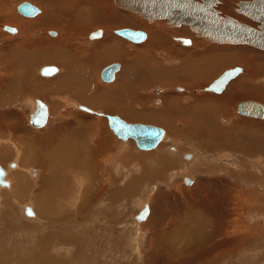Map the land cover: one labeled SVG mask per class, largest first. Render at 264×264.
<instances>
[{
	"label": "rangeland",
	"instance_id": "374dc122",
	"mask_svg": "<svg viewBox=\"0 0 264 264\" xmlns=\"http://www.w3.org/2000/svg\"><path fill=\"white\" fill-rule=\"evenodd\" d=\"M21 1L0 0L8 7H0V70L13 69L17 80L13 78V85L18 83L15 97L0 103V113L5 111L0 115V165L7 177L15 169L21 172L20 180H25L26 187L23 192L27 193L5 199L1 190L12 189L0 185V264H264V197H256L264 196V120L237 113V104L243 99L264 103V49L244 43L211 42L197 36L188 25L173 26L163 18L146 19L118 7L113 0H28L39 8L34 16L17 10ZM238 1L217 0L215 7L221 14L257 26V21L237 12ZM8 17L17 22L4 21ZM142 22L158 23L161 32L170 34L164 38ZM4 24L15 27L18 34L5 31ZM124 26L144 30V39L136 42L118 35L115 29ZM98 28L106 35L86 40ZM61 30L63 37L67 32L73 34L70 48L65 51L67 56L61 50L64 40L54 48ZM150 34L160 40L159 46L151 42L150 50L163 65L154 79L140 69L126 70L129 54ZM172 36L188 37L190 43L182 45ZM99 44H111L121 56L94 57L89 51ZM48 47L60 50L56 62H45ZM56 53L52 57H57ZM207 56L213 61L217 56L222 59L214 61L204 80L174 72L182 64L205 62ZM69 57L75 63L81 62L78 68L82 73L74 79L83 82L84 75H88L91 84L104 82L99 77L104 65L119 63L113 80L104 83L113 96L121 93L125 98L118 102L112 96L117 110L58 97L64 103L59 118H53L46 96L31 93L20 79L25 75L29 82L42 86L45 78H56L64 72L63 67H71L73 61L65 64ZM238 58H243L242 62L236 61ZM46 64L55 65L57 74L41 76L38 69ZM236 65L243 71L222 92L205 91L225 69ZM160 78H169L166 81L172 80L171 84H159ZM117 83L119 87L113 90ZM30 86L35 91L32 83ZM222 95L227 96L214 98ZM36 98L48 107L49 119L41 128L27 122ZM76 104L103 114H118L130 122L159 125L169 139L162 138L153 149L142 150L133 139L117 137L105 116L79 110ZM196 106L200 108L193 112ZM159 115L169 120L170 126L155 119ZM187 119L193 121V129ZM73 134L77 141H84L88 150H78L84 159L79 156L77 168L74 163V168L67 167L68 160L62 159L66 176L54 183L50 179L49 184L65 192L59 191L44 212L32 202L41 190L42 173L37 162L45 150L61 148ZM64 193L68 195L62 200ZM146 204L149 212L145 220L138 222L135 215ZM23 205H29L33 215H26L25 208L22 213ZM7 206L13 211L11 226L1 214ZM219 230L225 231L224 238L217 236Z\"/></svg>",
	"mask_w": 264,
	"mask_h": 264
},
{
	"label": "water",
	"instance_id": "95a60500",
	"mask_svg": "<svg viewBox=\"0 0 264 264\" xmlns=\"http://www.w3.org/2000/svg\"><path fill=\"white\" fill-rule=\"evenodd\" d=\"M119 6L137 11L145 18H165L171 25L181 23L189 24L190 28L199 36H205L216 42L244 43L264 49V0H239L236 10L251 19L257 21V26L240 21L231 15H224L215 7L217 0H116ZM17 9L25 15H34L39 8L28 0L21 1ZM7 30H15V27L4 24ZM50 32H54L51 31ZM100 28L91 31V36H97ZM115 32L133 40L140 41L145 32L142 29L128 26L115 29ZM187 42L188 37H179ZM189 42V41H188ZM119 68L118 62H110L103 66L100 75L103 80L114 78V72ZM55 70V66L44 65L40 71L48 74ZM240 71L236 65L225 69L218 77L211 81L206 88L220 91L225 83ZM38 108L29 114V122L33 125H43L47 118V108L44 103L36 98ZM81 107H84L81 105ZM237 111L242 114H250L264 118V103L253 99H243L237 104ZM107 122L113 132L122 139L133 138L139 148L149 149L156 146L162 138L164 129L156 124L135 121L130 122L118 114H105ZM186 156H188L186 154ZM4 168L0 165V184H7L3 178ZM186 176L184 179L189 182ZM25 212L32 214L29 205ZM148 212L147 204L136 213L137 219H142Z\"/></svg>",
	"mask_w": 264,
	"mask_h": 264
},
{
	"label": "bare ground",
	"instance_id": "6f19581e",
	"mask_svg": "<svg viewBox=\"0 0 264 264\" xmlns=\"http://www.w3.org/2000/svg\"><path fill=\"white\" fill-rule=\"evenodd\" d=\"M62 1V0H61ZM114 1V3H115V5H117L118 7H120V8H123L122 6H119L118 5V3L116 2V0H113ZM217 3V2H216ZM216 3H215V5H216ZM4 5L3 4H0V7H3ZM4 9H6V8H8L7 6H4L3 7ZM124 9H126V8H124ZM18 10V9H17ZM126 10H128V11H131V12H135V13H138L137 11H132V10H129V9H126ZM66 11V10H65ZM39 12V11H38ZM37 12V13H38ZM238 12V11H237ZM37 13H35V14H37ZM66 13V12H65ZM64 13V14H65ZM68 13V12H67ZM99 13V12H98ZM239 13V12H238ZM34 14V15H35ZM51 14H53V12H51L50 13V16H51ZM139 14V13H138ZM25 15V14H24ZM34 15H25V16H34ZM139 15H141V14H139ZM55 16V15H54ZM79 17H81L80 15H78ZM86 16V15H85ZM142 16V15H141ZM52 17V16H51ZM77 17V16H76ZM79 17H77V19L79 18ZM142 17H144V16H142ZM248 17V16H247ZM145 18V17H144ZM250 18V17H249ZM61 19V18H60ZM146 19H148V18H146ZM152 19H161V18H152ZM163 19H165V18H163ZM150 20V19H149ZM166 20V19H165ZM4 21H11V22H17V20L16 19H12V18H10V17H8V18H5L4 19ZM242 21V20H241ZM99 22V21H98ZM30 24H32L33 22H29ZM142 24L143 25H145L146 27H148L149 29H151V28H154L155 30H156V33H158V34H161V35H165V36H168L170 33L169 32H161L160 31V28L159 27H157V25H158V23H144V22H142ZM171 25V24H170ZM179 25H188L189 26V24H186V23H181V24H179ZM66 26V25H65ZM173 26H178V25H173ZM156 27V28H155ZM190 27V26H189ZM163 28H164V26H163ZM3 29L5 30V31H7V32H9V33H12V34H18V31H17V29L15 28V30L14 31H12V30H7V29H5L4 27H3ZM101 30V32H100V34L99 35H97V36H91L90 35V33H89V35H88V39H86V40H91V39H94V38H98L99 36H104V34L106 35V33L102 30V29H100ZM192 30V29H191ZM67 31V30H66ZM192 31H194V30H192ZM62 30L60 31V34H61V36H59V38H58V42H56V43H54L55 44V46H54V48H56V47H58L59 45H61V43H60V41L61 40H64V43L62 44V47H61V50L66 54V52L68 51V49L70 48V43H71V37L73 36V34L71 33V32H67L66 33V35L63 37L62 36ZM49 33V32H48ZM51 33V35L52 36H56V33L55 32H50ZM117 33V32H116ZM65 34V33H64ZM118 35H120V36H122V37H125V36H123V35H121V34H119V33H117ZM197 35V34H196ZM165 36H164V38H165ZM197 36H199V35H197ZM145 37V36H144ZM176 37V38H175ZM200 37H205V36H200ZM22 39H25V36H23V37H21ZM20 38V39H21ZM125 38H127V37H125ZM155 38V37H154ZM153 38V36H151V34H150V36H149V39L146 41V42H144L143 44H141L140 46H138V47H136V48H134V50L129 54L130 56H129V62L127 63V69L126 70H128L129 68V70H138V69H140V70H138V71H140L141 73H143V74H145V72H148V76H150V77H152V79H154L156 76H154V74L157 72V71H162V63H160V61L159 60H157L156 61V57H154V54L152 53V51L150 50V44H151V42L154 44H156V43H158V46L160 45V40H158V39H154ZM206 39H208L207 37H205ZM127 39H129V38H127ZM144 39V38H143ZM172 39L173 40H175V41H180L181 39L179 38V36H172ZM130 41H131V39H129ZM209 41H211V42H216V41H212V40H210V39H208ZM87 41V42H88ZM137 42V41H136ZM181 42V44L182 45H189V43L190 42H184V41H180ZM58 43H60V44H58ZM216 43H230V42H216ZM180 44V43H179ZM249 45V44H248ZM253 46V45H252ZM45 47V46H44ZM113 46L110 44H99L98 45V47H97V49H95L94 51L93 50H90L89 52L90 53H92V55L95 57V56H104V57H113V56H116L117 58L119 57V56H121V55H118L117 53H118V51H116V50H114L113 48H112ZM47 48V47H46ZM45 48V49H46ZM48 49H49V47H48ZM157 49H159V48H155V50H157ZM262 49V48H261ZM153 50V49H152ZM160 50V49H159ZM66 51V52H65ZM56 53L57 54V57H52V53ZM163 53V52H162ZM60 54V50H53V48L52 49H49V50H47L46 52H45V59H48V60H50V62H56L57 60H58V55ZM89 54V53H88ZM68 54H66V56H67ZM42 57V56H41ZM37 58V57H36ZM102 58V57H101ZM206 58H209V59H205V62H201V61H199V62H197V60H195L196 62L195 63H191L190 65L188 64H182L181 66H179L178 68H177V71H175L174 69V72H178V73H180V74H183V72H185L186 73V77L188 78V77H190V78H192V77H194V76H198V77H195V79L197 78H199V79H205L206 78V73L208 72V69L210 68V67H212V66H214L215 65V63H214V61H220L222 58H218V56L216 57V58H214V61L213 60H211V59H213V58H210V57H206ZM27 59V58H26ZM177 59V58H176ZM242 60H243V58L241 59V58H238V59H236V61H239V62H242ZM37 61V60H36ZM102 61V60H101ZM210 61V62H209ZM126 62V61H125ZM21 63V62H20ZM79 63H81V62H78L77 61V63L75 64V63H73L72 62V65H71V67L70 68H66V67H63V70H64V72H63V75L60 77L61 79L59 80V82H58V80H57V84L59 85V83L64 87V88H66L67 90H68V88L70 87H73L72 89L74 90L73 92H69V93H71L72 94V96L79 102V101H83V102H88L89 104L90 103H92L93 101H91L90 100V96L88 95V94H91L92 93V91L90 90L91 88L88 86L87 87V89L85 88V91H83L84 89H82L81 90V88H80V86H75V85H72V86H70V83L71 82H69V80H71V78L74 76L73 74H71V75H69V73H70V70L71 69H75L76 71H77V69H79L78 71H81V69L80 68H78L79 66L78 65H81V64H79ZM47 65V64H46ZM225 65V64H224ZM42 66H44V65H41L40 67H39V69H38V73L41 75V76H52L53 74H55L56 72H57V70H58V68L55 66V65H52V66H55V70H53L51 73H48V74H42L41 73V71H40V69H41V67ZM62 66V65H61ZM90 67V66H89ZM176 68V67H175ZM119 69V68H118ZM117 69V70H118ZM211 69V68H210ZM87 70V69H86ZM117 70L114 72V76H115V73L117 72ZM137 70H136V72H137ZM22 71V70H21ZM82 71H84V69L82 70ZM243 71V68L240 66V71L236 74V75H234L233 77H231L226 83H225V85H224V87L220 90V91H215V90H212V89H207L206 87L204 88L205 89V91H209V92H213V93H220V92H222L223 90H224V88H225V86H226V84L230 81V80H232L233 78H235L240 72H242ZM86 72V71H85ZM135 72V71H134ZM135 72V73H136ZM68 73V74H67ZM82 73V72H81ZM80 73V74H81ZM152 73V74H151ZM158 73V72H157ZM156 73V74H157ZM57 74V73H56ZM83 74H84V72H83ZM86 74H87V72H86ZM15 74H13L10 70H9V68H7V70L5 71V72H3L2 70H0V103H3V102H8L12 97H13V95H14V97H15V95H16V89H17V85H13V78L15 77L14 76ZM78 75V74H77ZM92 76V75H91ZM78 77H83V76H81V75H79ZM90 77V76H89ZM100 77H101V75H100ZM174 77V76H173ZM74 78H75V76H74ZM74 78L72 79V80H74ZM15 79V78H14ZM19 79V78H18ZM20 79H21V81H23L24 83H25V85H28L27 87H28V90H30V92L31 93H34V94H37V95H44V93H43V89H45V88H43V89H41V88H39L40 86L38 85V86H36V89H35V91L33 90V88L30 86V83L31 82H29V78L26 76L25 77V75H21V77H20ZM75 79H78V78H75ZM80 79V78H79ZM84 81H87L88 80V78H87V76L86 75H84V77L82 78ZM102 79V78H101ZM166 79H169V78H160V82H159V84H171L170 82L172 81V80H170V81H166ZM194 78H193V80H195ZM103 80V79H102ZM113 79H111V80H103L104 82H110V81H112ZM15 81H17L16 79H15ZM56 81V80H55ZM77 81V80H76ZM76 81H74V84H75V82ZM34 82V81H33ZM32 82V83H33ZM77 82H79V81H77ZM88 82V81H87ZM119 82V81H118ZM15 83H17V82H15ZM54 83V82H53ZM82 83V82H81ZM120 83V82H119ZM119 83H117V84H115L114 86H112L113 87V90L115 89V88H117V87H119L118 85H119ZM124 83V82H123ZM18 84V83H17ZM56 84V85H57ZM85 84V83H84ZM121 84V83H120ZM46 85V84H45ZM56 85H55V87H56ZM61 85H59L60 87H61ZM79 85H81V84H79ZM89 85H91V84H89ZM129 85V84H128ZM35 86V85H34ZM44 86V85H43ZM48 86V85H47ZM50 86V85H49ZM84 86V85H83ZM86 86V85H85ZM51 87V86H50ZM59 87V88H60ZM129 87V86H128ZM56 88H58V87H56ZM69 88V89H70ZM95 88V87H94ZM125 88V87H124ZM177 89H182V88H177ZM50 90H52V88L50 89ZM50 90H48V91H50ZM112 90V89H111ZM69 91V90H68ZM15 93V94H14ZM114 93V92H113ZM125 93V92H124ZM140 93V92H139ZM112 93H110V95H111ZM95 92L93 93V95H92V97L94 98L95 96ZM118 96H120V95H118ZM137 96H140L138 93H137ZM227 95H222V96H219V97H214V98H225ZM130 97V96H129ZM210 97H212V96H210ZM113 98H117V97H115V95L113 96ZM205 98V97H204ZM102 99V98H101ZM117 99H121L120 97L119 98H117ZM131 99V98H130ZM12 100V99H11ZM94 100V99H93ZM140 100L141 99H139V102H140ZM102 101H104V100H102ZM135 101V100H134ZM143 101V100H142ZM172 101H174L173 99L170 101V104H171V102ZM32 102V101H31ZM43 102V101H42ZM44 103V102H43ZM102 103V102H101ZM106 103V102H105ZM104 103V104H105ZM143 103H144V101H143ZM206 104H208V103H206ZM44 105L46 106V108H47V118H46V121H45V123L43 124V125H33V124H31L30 122H29V114H28V116H27V122L32 126V127H34V128H41L42 126H44L47 122H48V119H49V113H48V107H47V104L46 103H44ZM114 104H113V102L111 103V105H110V107L108 106L107 108H105V110H117L118 109V107H117V105L116 106H113ZM132 105V104H131ZM136 105V104H135ZM203 105V104H202ZM201 106V105H200ZM207 106H209V105H206V107ZM75 107L77 108V109H81V110H83V111H85V112H87V113H90V114H93V115H97V116H105L106 117V115L105 114H103V113H101V112H98V111H94V110H92V109H90V108H88V107H81V105L80 104H76L75 105ZM132 107L133 108H135L133 105H132ZM140 107V106H139ZM33 111L34 110H36L37 108H38V103H37V100L36 99H34L33 100ZM141 108V107H140ZM197 108H200V107H198V106H196L192 111L194 112V111H196V109ZM103 109V108H102ZM201 109H202V107H201ZM135 110V109H134ZM160 110H164V108L163 109H161L160 108ZM160 110H157V112H160ZM176 110H177V108H176ZM180 110V109H179ZM204 110V109H203ZM32 111V112H33ZM130 111V110H129ZM128 111V112H129ZM133 111V110H132ZM147 111V110H146ZM167 111V110H166ZM211 111V110H210ZM114 112H116V111H114ZM118 112V111H117ZM124 112H126V114H127V110H124ZM123 112V113H124ZM138 112H139V110H138ZM151 112V111H150ZM156 112V111H155ZM185 112V111H184ZM184 112H180V114L181 113H183L184 114ZM3 113H5V111L4 112H2V113H0V115H2ZM6 113H7V115L9 114L7 111H6ZM176 113H178L179 114V111L178 112H176ZM192 113V112H191ZM209 112H207V114H208ZM211 113V112H210ZM209 113V114H210ZM237 113L238 114H240V115H242V116H250V117H254V118H260V119H263L264 120V118H261V117H259V116H253V115H250V114H242V113H239L238 111H237ZM131 114V113H130ZM134 114V113H133ZM142 114V113H141ZM152 114V113H151ZM190 114V113H189ZM188 114V115H189ZM194 114V113H193ZM192 114V115H193ZM208 114V115H209ZM132 115V114H131ZM139 115V114H138ZM181 116V115H180ZM183 116V115H182ZM181 116V117H182ZM159 117L160 118H155V119H159L160 120V122L162 123V124H164L165 126L167 125V127H168V121L169 120H167L166 118L164 119L162 116H160L159 115ZM162 117V118H161ZM100 118V117H99ZM106 119H107V117H106ZM185 121H186V119H184ZM250 122H252V123H259V121L257 122V121H253L252 119H250L249 120ZM76 123V122H75ZM169 123H170V121H169ZM187 123H188V125L190 126V128L191 129H193V127H194V123H193V121L192 120H189V119H187ZM198 123V122H197ZM77 125H78V123H76ZM73 125V124H72ZM170 126V125H169ZM178 126H180L181 127V123H178ZM193 126V127H192ZM195 126H197V125H195ZM201 126V125H200ZM2 127V126H1ZM8 127H9V125H8ZM70 127V126H69ZM110 127V126H109ZM207 127V126H206ZM189 128V129H190ZM111 129V128H110ZM197 129V128H196ZM112 130V129H111ZM193 131V130H192ZM112 132H113V130H112ZM114 133V132H113ZM94 134V133H93ZM115 134V133H114ZM182 134H184V133H182ZM74 135V134H73ZM68 136V138H67V141H66V143H63V147L62 148H60V149H57V151H59V153L60 152H62V151H66V153H67V151H68V154L71 152V151H73V150H75V149H78L79 150V141H77L76 140V137H75V135L74 136ZM96 135V137H98V135H99V133H96L95 134ZM116 135V134H115ZM117 136V135H116ZM118 137V136H117ZM193 137V136H192ZM104 138V137H103ZM129 138V137H128ZM128 138H126V139H128ZM162 138L163 139H169L168 137H166V135L164 136V133H163V135H162ZM162 138L160 139V141H162ZM105 139V138H104ZM120 139H122V138H120ZM126 139H122V140H126ZM131 139H133V138H131ZM45 140V139H44ZM96 140H97V138H96ZM159 141V142H160ZM84 142V141H83ZM135 142V141H134ZM158 142V143H159ZM0 143H1V141H0ZM157 143V144H158ZM212 143V142H211ZM225 145H233L234 143H225V142H223ZM157 144H156V146H157ZM109 145V144H108ZM225 145L224 146H222V147H225ZM86 147H87V145H85ZM156 146H154V147H156ZM0 147H2V146H0ZM138 147V146H137ZM153 147V148H154ZM139 148V147H138ZM153 148H149V149H143V148H140V149H142V150H150V149H153ZM87 149H88V147H87ZM49 150H51V149H47V150H45V154L43 155L44 157H43V159H40V161L39 162H37V163H39L38 165H39V167H40V169H42V167H43V165L46 163V154H47V152L49 151ZM254 151H257V149H251L250 150V152H254ZM75 154V153H74ZM147 154V153H146ZM59 155V154H58ZM60 155H62V153L60 154ZM67 155V154H66ZM69 155H71V154H69ZM68 155V156H69ZM76 155V154H75ZM161 155V154H160ZM67 156V157H68ZM89 156V155H88ZM1 157V156H0ZM63 157H64V153H63ZM35 158V157H34ZM56 158H57V156H56ZM56 158H54L56 161H57V163H58V160L56 159ZM71 158V157H70ZM32 159V158H31ZM63 159V158H62ZM73 159H74V157H73ZM32 160H34V159H32ZM61 161L62 160H60V165H61ZM70 161V160H69ZM77 161H78V159H76V163H77ZM36 162V161H35ZM145 162H147V161H145ZM16 163V162H15ZM36 163V164H37ZM64 163V162H63ZM66 163H69V165L71 164L70 162H66ZM151 163V162H150ZM17 165V164H16ZM54 165V164H53ZM57 165V164H56ZM56 165H54V166H56ZM72 165V164H71ZM54 166H52L51 168H53ZM66 166V165H65ZM167 166V165H166ZM18 167V166H17ZM62 167V166H61ZM61 167H60V170H61ZM68 167V166H67ZM254 167V166H253ZM58 168V167H57ZM165 168V167H164ZM19 169V168H18ZM48 169H50L49 167H48ZM59 169V168H58ZM63 169H64V167H63ZM6 170V169H5ZM4 170V175H3V178H4V180H6V181H8L7 182V184H0V185H9V187L7 188L8 190L9 189H12L11 191H9V192H6V190H1V192L3 193V195L5 196V199H12V198H19V197H24L25 195H26V193L25 192H23V190H26L25 188V185L23 186V182L25 181H22V180H20L21 178H20V176L22 175V174H19V173H21V172H19V170H17V169H15L14 171H12L11 173H10V175H11V177H7V175H8V173L6 174V171ZM51 170V169H50ZM65 170V169H64ZM51 171H53V170H51ZM50 171V172H51ZM62 171V170H61ZM55 173H48V170H44V172H43V175H42V180H41V187H40V191H39V193L37 192L36 193V195L34 194V196H33V204H34V206L36 207V205H38L39 206V208H42L43 209V211L44 212H46V209L47 208H49V207H51V203H52V201L55 199V198H57L58 196H59V191H61L59 188H53L51 185H45L44 183H43V180L45 181V180H48L50 177L52 178L55 174H56V171H54ZM59 172V171H58ZM65 172V171H64ZM32 173L34 174L35 173V170H33L32 169ZM62 173L63 172H61V173H57L54 177H60L59 175H61V177H63L64 175H62ZM254 173V172H253ZM65 174V173H64ZM16 175H18L19 177H18V180L19 181H17L16 180ZM29 175V174H28ZM5 176H6V179H5ZM44 176H46L47 178L45 179L44 178ZM153 176V175H152ZM60 177V178H61ZM13 179V182H14V185H12L11 184V181H12V179ZM58 179V178H57ZM79 179V178H78ZM28 180H29V178L26 180V182H28ZM186 182V181H185ZM47 183H48V181H47ZM188 183V182H187ZM77 184V183H76ZM75 184V185H76ZM78 186V185H77ZM25 187V188H24ZM55 187V186H54ZM168 188V187H167ZM6 189V188H5ZM14 191V192H13ZM67 191V190H66ZM48 192H53V194L54 193H57V195H52V198H50V196H49V194H47ZM65 192V191H64ZM25 193V194H24ZM41 193H46L47 195H45V194H42L43 196L40 198V194ZM253 195H254V193H252ZM6 196H7V198H6ZM54 196V197H53ZM73 196V195H72ZM71 196V197H72ZM66 197V194L64 193V195L62 196V197H60V199L62 198V200H64V198ZM256 197H258V199H260V198H262V197H264V196H261L260 197V194L258 195H256ZM59 199V198H58ZM59 199V200H60ZM9 202V201H8ZM41 202H46V203H41ZM261 202V201H260ZM36 204V205H35ZM47 205V206H46ZM54 205V204H53ZM60 205V204H59ZM26 207V205H23V207H22V213H23V211H24V208ZM55 207V206H54ZM148 207V206H147ZM7 210H6V212L5 213H1L2 215L4 214V216H5V220H6V222H7V224L8 225H10L11 226V224H12V222L14 221H12V218H11V215H12V209L9 207V206H7V208H6ZM31 209V208H30ZM3 210V209H2ZM32 210V209H31ZM4 212V211H3ZM148 212H149V208H148ZM148 212H147V214H148ZM26 213V212H25ZM147 214H146V216H147ZM26 215H28V216H30V215H33V212H32V214H27L26 213ZM45 215V214H44ZM43 215V216H44ZM146 216L144 217V218H140V219H137L136 217H135V219L138 221V222H142L143 220H145V218H146ZM3 217V216H2ZM7 217V218H6ZM40 217V216H39ZM4 218V217H3ZM44 218V217H43ZM47 219V218H46ZM8 220V221H7ZM48 220H50V219H48ZM35 222V221H34ZM35 229V228H34ZM24 230H25V228H24ZM21 231H23V229L21 230ZM225 232V231H224ZM222 230H219L218 231V237L219 238H224V236H225V233H224ZM18 235V234H17ZM59 235V234H58ZM39 237V236H38ZM43 243V242H42ZM25 249H27V248H25ZM29 249V248H28ZM40 249H42V245H41V247H40ZM35 251V250H34ZM34 253V252H33ZM36 253H37V251H36ZM36 253L34 254V255H36ZM11 254V253H10ZM27 254V253H26ZM42 254V253H41ZM39 254H37V256H38ZM24 256V255H23ZM2 258V257H1ZM22 258V257H21ZM40 258V257H39ZM36 259H37V257H36ZM42 259V258H41ZM62 259V258H61ZM23 260V259H22ZM19 261V260H18ZM94 262V261H93ZM106 262V261H105ZM23 263V262H22ZM40 264H44L43 262L42 263H40Z\"/></svg>",
	"mask_w": 264,
	"mask_h": 264
},
{
	"label": "crops",
	"instance_id": "0c3cea01",
	"mask_svg": "<svg viewBox=\"0 0 264 264\" xmlns=\"http://www.w3.org/2000/svg\"><path fill=\"white\" fill-rule=\"evenodd\" d=\"M0 57H1V55H0ZM63 58L65 59V56H63ZM1 59V58H0ZM73 61V63H75V60H71L70 59V57L68 58V61H65V64L66 65H69L70 64V62H72ZM1 62V61H0ZM45 62H50V60H46ZM76 64V63H75ZM81 64V63H80ZM101 69V68H100ZM79 69H77V71L74 69L73 70V72H72V74L74 75V76H77V74H80L81 73V71H78ZM63 72V71H62ZM62 72L60 73V75H58V77H56V78H50V77H47V78H45V81H46V83H44L42 86H40L39 88H41V89H43V88H45V89H43V93H44V95L46 96V98L48 99V103H49V106H50V111H51V117H53V118H59V113H61V111H59V109H61V105L64 103V100H62V98H61V100L60 99H58V97H63L65 100H72L74 97L72 96V94L71 93H69V92H73L74 90L72 89L73 87H69L68 88V90L66 89V88H64L60 83H59V85H61V87L57 84V80L59 79H61L60 77L62 76ZM12 73H13V69H12ZM64 76V75H63ZM74 76L72 77V78H74ZM93 77H94V75H93ZM100 77V76H99ZM72 78H71V80H69V82H71L70 83V86H72V85H77V86H80V88H81V90L82 89H84L83 91H85V88L87 89V87L89 86L91 89V91H92V93L91 94H88L89 96H90V100L91 101H93L92 103L94 104V105H96V106H99L100 108H103V109H105V108H107L108 106L110 107V105H111V103H112V96H113V93L111 92V89L110 88H108V87H105V85H104V83H106V82H98V83H93V84H91V82H90V80H89V76L87 75V78H88V82L87 81H83L82 83H81V81L79 80V82H77L75 79L74 80H72ZM56 80V81H55ZM59 80H58V82H59ZM74 81H76L75 82V84H74ZM94 81L96 82L97 80L96 79H94ZM54 82V83H53ZM32 83V82H31ZM85 83V84H84ZM46 84V85H45ZM57 84V85H56ZM79 84H81V85H79ZM89 84H91V85H89ZM14 85H16V83L14 84ZM35 85V86H34ZM48 85V86H47ZM51 87H50V86ZM55 85H56V87H58V88H56L55 87ZM84 85V86H83ZM86 85V86H85ZM26 86V88L28 89V85H25ZM32 86H34V87H36V86H38L36 83H32ZM43 87V88H42ZM60 87V88H59ZM85 87V88H84ZM95 87V88H94ZM52 88V90H50ZM48 90H50V91H48ZM95 92V97L93 98L92 97V95H93V93ZM110 93H112L111 95H110ZM120 96H117V98H121V99H118V102L119 101H124V99L125 98H123V95H121V93L119 94ZM57 97V98H56ZM102 98V99H101ZM116 98V99H117ZM94 99V100H93ZM127 99V101L129 100L128 98H126ZM102 100H104V101H102ZM102 102V103H101ZM106 102V103H105ZM105 103V104H104ZM113 104H115L114 102H113ZM81 105V104H80ZM79 110H81V109H79ZM83 111V110H82ZM81 139H79V150L80 151H83V149H85V148H87L85 145H84V142H82L81 143V141H80ZM63 147V146H62ZM61 147V148H62ZM81 147H83V149L81 148ZM58 149H60V148H58ZM88 150V149H87ZM62 153V155H60ZM63 153H64V157H63ZM76 155H75V154ZM59 154V155H58ZM67 154V155H66ZM69 154H71V155H69ZM68 154V151H67V153H66V151H62V152H60L59 153V151H57V149H51V150H49L48 152H47V154H46V158L48 159V160H50V161H48V162H46L44 165H43V167H42V169H41V173H42V175H43V172H44V170L46 169V170H48V173H55L54 171H56V174L57 173H61V172H63L62 173V175H64L63 177H65L66 176V173L64 172L65 170L63 169V166L61 167V166H59V163H57V161L54 159V158H56V156H57V160L60 162V160H62V158L63 159H65V160H68L67 162H69V160H70V163H74L75 164V166H76V159H79V156H80V160L81 159H84V156H82V154L81 153H79V151H78V149H75V150H73V151H71L70 153ZM81 154V155H80ZM44 155V154H43ZM69 155V156H68ZM68 156V157H67ZM71 157V158H70ZM73 157H74V159H73ZM32 159H34V160H36L35 158H32ZM31 159V160H32ZM43 159V158H42ZM34 160H32V161H34ZM90 161H93V158L92 159H90ZM66 163V162H65ZM56 165V166H54V165ZM66 164H68L69 165V163H66ZM80 164H81V162H79V166H80ZM27 165H29L28 163H27ZM52 166H54L53 168H51ZM65 166V165H64ZM48 167L51 169V170H53V171H51L50 169H48ZM59 169H58V168ZM60 167H61V170H60ZM68 167H70V168H72L73 167V165H69ZM74 168V167H73ZM76 168H77V166H76ZM51 171V172H50ZM59 171V172H58ZM65 173V174H64ZM7 174V173H6ZM55 174V175H56ZM54 175V176H55ZM52 177V178H49L48 180H43V183L45 184V185H50L49 184V180L50 179H52L53 180V183L57 180V178L58 179H61V178H63V177H61V175H59L60 177ZM18 175H16V180L17 181H19L18 180ZM44 178L46 179L47 177L46 176H44ZM64 179V178H63ZM47 181H48V183H47ZM56 189H57V187H56ZM60 190H62V191H64L62 188H59ZM50 193V194H49ZM42 194H45V195H47V194H49V196H50V198H52V195H57V193H54L53 194V192H48L47 194L46 193H41L40 194V198L43 196ZM66 194V197H67V193H65ZM75 195V194H74ZM53 196V197H54Z\"/></svg>",
	"mask_w": 264,
	"mask_h": 264
}]
</instances>
